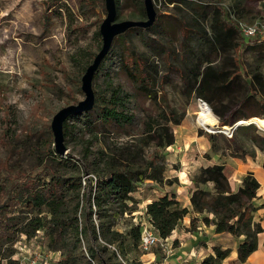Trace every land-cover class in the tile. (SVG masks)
Instances as JSON below:
<instances>
[{
	"label": "rangeland",
	"instance_id": "374dc122",
	"mask_svg": "<svg viewBox=\"0 0 264 264\" xmlns=\"http://www.w3.org/2000/svg\"><path fill=\"white\" fill-rule=\"evenodd\" d=\"M153 1L157 18L159 14L163 15L159 20L160 25H154L151 29L134 28L116 38L93 81L96 101L102 95L109 97L113 87H122V93L127 96L126 111L133 115L132 122L123 128L101 124L95 130L87 124L88 119L84 114L72 115L68 120L70 132L65 135L68 149L62 154V157L72 159L61 168L67 176L72 174L74 162L85 159L91 151V156L85 159L91 167L94 157L99 159L109 147L125 146L132 153L137 152L135 161L141 163H146L150 158L156 160L161 181L149 179L138 186V190L132 194L133 200L129 201L132 209L124 212L114 226L121 233H127L133 225L141 224L143 228L148 224V203L164 193L182 190L179 188L180 174L176 173L181 169L180 158L185 161L188 152H182L183 148L179 146L195 148L194 154L205 151L203 146L197 144L198 140L196 143L189 139V132H195L201 138L211 133L197 123L201 97L188 91L179 72L194 63L193 57H188L185 62L180 58L182 55L197 54L204 49L205 55L211 58V48H202L204 40H200L201 34L196 29L201 25V20L192 16L189 2L201 5L210 17H214L218 6L238 27L240 23L255 25L257 32L253 37L240 39L237 36L234 50L240 63L246 65L249 71L259 66L264 72V0ZM143 6L144 0H117V19H146V15L140 16ZM106 15L105 0H0V181L7 173L4 168L6 160L11 167H22L27 172L39 171L49 162L48 154L50 150H55L51 128L53 116L62 107L85 98L82 76L102 46L100 24ZM171 24L174 30H163L169 29ZM205 26L208 27V23ZM125 47L134 56L142 57L149 66H153L150 68L157 80L158 106H154L147 95L136 91V86L124 70ZM166 73V81L161 84L160 75ZM167 110L181 116V122L174 124L165 118L163 113ZM92 118L96 119V115ZM152 118L157 122L168 120L173 127L174 143L161 149L147 141L150 138L144 132L145 123ZM218 120L220 127L226 126L221 124L220 118ZM186 143L191 145L185 146ZM204 158L211 162L210 148L204 153ZM203 166L194 171L192 168L190 178ZM203 187L212 189L211 184ZM192 191L193 188L189 191L190 197ZM182 203L187 202L184 200ZM200 214L190 216L188 227L184 225V217L175 229L179 232L203 231L202 236H207L204 230L198 229V225L205 223L204 216L212 218L213 215L209 212ZM93 218L98 222L96 215ZM172 235L168 242L172 252L175 251L173 256H176L178 252L175 248L180 241H173ZM186 235L191 237L188 233ZM86 242L87 238L84 237L75 250L74 238L69 240L68 249L75 250L74 256L77 255L80 264H85L88 257ZM13 249L15 253L12 258L19 260L20 264H58L66 251L50 248L42 233L32 239L21 235ZM109 249L117 252L116 259L127 264H165L172 257L166 255L161 245L148 251L141 249L140 245L136 248L130 246L126 255L121 253L119 243L109 244ZM6 262L3 260L2 264Z\"/></svg>",
	"mask_w": 264,
	"mask_h": 264
},
{
	"label": "trees",
	"instance_id": "16d2710c",
	"mask_svg": "<svg viewBox=\"0 0 264 264\" xmlns=\"http://www.w3.org/2000/svg\"><path fill=\"white\" fill-rule=\"evenodd\" d=\"M189 4L193 10L192 16L201 20V25L196 29L201 34L200 40H204L201 41L202 48H211V58L205 55L204 49L197 54L192 52L193 55L180 56L185 62L188 57L194 60L193 65L179 70L188 91L209 102L215 114L220 116L222 125L230 124L234 119L259 115L254 108L264 103V73L259 66L248 71V75H251L249 82L237 73L234 48L237 36L243 39L238 25L228 19L225 11L218 6L214 17H210L208 11L198 3ZM140 10V16H145V7ZM159 15L154 24L146 29L160 25L159 20L163 15ZM202 21H206L208 27ZM134 28L142 27H132L120 36ZM163 30L172 31L174 25ZM123 55L124 70L136 86V91L147 95L156 106L159 95L155 89L157 80L151 69L153 66H149L142 57L134 56L128 47L123 49ZM166 78L167 73L160 75L161 84H164ZM110 90L109 97L102 95L92 109L74 115L84 114L88 119L87 124L95 130L101 124L117 128L129 125L133 115L126 111L127 96L122 93V87ZM259 93L263 96L261 99L257 98ZM93 115H96V119L92 118ZM163 116L174 124H179L182 119L172 110L164 111ZM70 117L64 122L65 135L70 132ZM168 120L157 122L152 118L145 123L144 132L150 138L147 141L161 149L175 140L173 127ZM208 138L214 152L235 144L233 139L220 143L212 133ZM109 148L99 155V159L94 157L91 167L86 162L91 156L90 151L86 154V161L83 159L73 163V172L68 176L61 168L72 159L62 157L56 150H50L49 162L36 172H27L22 167L13 168L8 160L4 162L7 173L0 181V264L3 260L7 261L6 264H20L19 260L12 258L15 253L13 246L21 235L32 239L39 233L45 235L50 248L66 250L58 264H80L74 252L84 237L87 238L85 249L88 256L85 264H127L116 259L118 254L109 249V244L119 243L121 253L126 255L130 246L136 248L140 245L142 225L131 226L127 233L117 231L114 226L124 212L132 209L129 201L133 200L132 194L140 184L149 179L161 181L160 169L153 158L146 163L135 161L137 152L132 153L125 146ZM91 173L95 178H85ZM230 175V169L225 164L201 167L192 178L195 187L190 197L192 209L185 206L176 193H166L147 204L148 221L162 238H168L191 211L209 212L213 217L204 216L203 221L207 225L214 224L217 233L245 236L237 248L238 261L244 263L257 250L259 234L264 231L261 222L254 218V212L259 208L254 203L258 184L251 181L233 190ZM207 184L212 185L211 190L203 187ZM94 215L98 222L94 220ZM70 238L75 240L74 251L68 249ZM213 249L214 254L206 256L202 264H223L231 251L219 245Z\"/></svg>",
	"mask_w": 264,
	"mask_h": 264
},
{
	"label": "crops",
	"instance_id": "0c3cea01",
	"mask_svg": "<svg viewBox=\"0 0 264 264\" xmlns=\"http://www.w3.org/2000/svg\"><path fill=\"white\" fill-rule=\"evenodd\" d=\"M234 56L237 61L236 70L240 77L248 82L251 80V75H248V67L240 63V60L237 58L236 53L234 52ZM230 69L232 67H229ZM264 73V72H263ZM249 93V92H247ZM263 96L261 93L257 95V98L261 99ZM213 110V109H212ZM255 111L259 113V115L251 116L257 119H261L264 116V103L258 106H255ZM214 112V111H213ZM215 113V112H214ZM219 119L220 116L215 114ZM263 116V117H261ZM246 119V118H242ZM221 121V118H220ZM237 120L234 119L229 124L232 125ZM222 126L221 128L229 127ZM220 126V125H219ZM197 133V132H196ZM218 137L219 142H223L226 139H233L235 144H232L230 147H225L224 149H220L218 152H214L212 150V142L209 141L208 136L201 138L197 137L195 132H189V139L192 142H196L198 140V145L204 147V152L196 153L195 148L186 149L184 146H179L182 149V152H188L186 154L185 161L180 158L182 161L180 174V183L179 188L180 191L175 190L172 193H176L177 198L180 201L186 200L187 203H183L185 206L191 207L190 200V190L194 187V183L192 178H190V174L202 165H213V164H225L230 169V184L233 190H237L240 187H243L254 181L258 184L257 187V197L254 200V203L257 207H259L254 212V218L256 221H260L264 228V128L251 127L250 125H241L237 129L233 131L232 136H228L225 132H216L212 133ZM201 138V139H200ZM191 143H186L185 146H190ZM211 149V162L210 160H206L204 158V153L207 149ZM191 167V168H190ZM187 191V192H186ZM187 193V194H186ZM166 194V193H164ZM171 194V193H170ZM188 217L185 216L184 225L188 227L187 222H189L190 216H201L200 213L190 212L187 214ZM199 230H204L208 235L202 236L203 231L199 232H182L175 229L173 231L172 240H179L180 244L176 249L178 255H174L172 252V257H169V260L165 262V264H202L204 258L209 254H214V246L219 245L223 249L230 248V254L223 260V264H264V231L259 234V244L257 250H255L244 263H239L238 261V245L245 238V236L236 237L232 234L228 233H217L215 231V225L210 224L207 225L202 223L198 225ZM189 234L191 237H188L186 234ZM186 235V236H185ZM205 241V243H201L198 245V242ZM174 249V250H175Z\"/></svg>",
	"mask_w": 264,
	"mask_h": 264
},
{
	"label": "water",
	"instance_id": "95a60500",
	"mask_svg": "<svg viewBox=\"0 0 264 264\" xmlns=\"http://www.w3.org/2000/svg\"><path fill=\"white\" fill-rule=\"evenodd\" d=\"M105 6L107 15L100 24V33L102 35L103 43L100 50L95 55L92 63L86 67L82 76V90L85 93V98L78 101V103H73L62 107L52 119L51 128L54 135L55 150L61 155L64 154L68 149L65 145L64 122L68 117L77 113L85 112L94 107L96 101V93L93 86L94 76L102 61L111 50L115 39L132 27H150L157 19V10L153 0H144L146 19L118 20L116 0H105ZM244 120L246 119L237 120L229 127L222 128L221 132H223V130L234 131L243 124L257 125L256 122L244 123ZM258 127L261 128L260 126Z\"/></svg>",
	"mask_w": 264,
	"mask_h": 264
},
{
	"label": "built area",
	"instance_id": "2783aa9c",
	"mask_svg": "<svg viewBox=\"0 0 264 264\" xmlns=\"http://www.w3.org/2000/svg\"><path fill=\"white\" fill-rule=\"evenodd\" d=\"M239 29L244 38L253 37L257 32V28L255 25H250L246 23H240ZM203 108L208 109L211 115H213L217 119V121L214 125L207 124V126H202V127L211 131V133H216L221 131L222 128L219 126V120L217 116L213 112L210 104L203 98H199V111L197 114V119H199L200 112L203 110ZM223 132H225L228 136L233 135V130H223ZM88 176H92L95 178V175L93 174H89L86 177ZM168 241H169V237L162 238L149 221L148 224L144 225V227L142 228L141 239H140L141 249L148 251L154 246L161 245L166 255L170 256L172 254L173 249L172 246L169 245Z\"/></svg>",
	"mask_w": 264,
	"mask_h": 264
},
{
	"label": "bare ground",
	"instance_id": "6f19581e",
	"mask_svg": "<svg viewBox=\"0 0 264 264\" xmlns=\"http://www.w3.org/2000/svg\"><path fill=\"white\" fill-rule=\"evenodd\" d=\"M217 119L211 115L210 111L206 108H203V110L200 112L199 119L197 120V123L200 126H207V124H215ZM244 123H250V122H256L258 126L261 128H264V117L261 119L257 118H251V119H246L243 121Z\"/></svg>",
	"mask_w": 264,
	"mask_h": 264
}]
</instances>
